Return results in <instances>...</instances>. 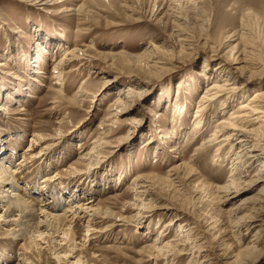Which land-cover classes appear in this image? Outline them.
I'll return each mask as SVG.
<instances>
[{"label":"rangeland","instance_id":"374dc122","mask_svg":"<svg viewBox=\"0 0 264 264\" xmlns=\"http://www.w3.org/2000/svg\"><path fill=\"white\" fill-rule=\"evenodd\" d=\"M260 88L264 0H0V187L73 212L0 264H264V141L220 129Z\"/></svg>","mask_w":264,"mask_h":264},{"label":"bare ground","instance_id":"6f19581e","mask_svg":"<svg viewBox=\"0 0 264 264\" xmlns=\"http://www.w3.org/2000/svg\"><path fill=\"white\" fill-rule=\"evenodd\" d=\"M173 15V14H172ZM176 17V16H175ZM179 18V17H177ZM183 36V42H185L188 38L186 37V34H182ZM44 51V50H43ZM68 52V51H67ZM66 54V53H65ZM72 54V53H71ZM230 57H233L232 55ZM35 62V61H34ZM36 63V62H35ZM61 62L58 63V69L62 70ZM231 80V78L229 79ZM233 80V79H232ZM226 81V80H225ZM229 82H226L222 85V87L218 86H212L211 89H208V93L206 97L202 96V99H206V101L202 102L200 107H198L200 110L203 109V106L207 102H212L214 99H217L222 96V93L230 94V96H233L237 87L236 83L228 84ZM230 85V86H229ZM237 94V93H236ZM234 98V97H233ZM205 108V107H204ZM204 110V109H203ZM230 116V115H229ZM230 120L229 123L222 121L220 129L221 131L223 129H227L230 127L232 129V133L228 136L227 139H230L232 136H236V131L240 130L241 132H244V134L240 137L239 141V149H245L249 145V133L253 134L257 131L256 138L257 140H254L255 142L251 146V152L252 157H257L256 152L259 148H261V141H264V90L258 89L254 92L253 97L247 100V102L242 103L237 111L228 118ZM196 124V123H195ZM199 125V124H198ZM253 125V126H251ZM257 125V127H254ZM197 126V125H196ZM228 126V127H227ZM248 127H251V129L247 130ZM216 135V134H215ZM213 135V136H215ZM260 136V138L258 137ZM98 147V148H97ZM99 149V146H94L91 149L90 155L93 154L94 151ZM250 151V150H249ZM1 156V155H0ZM89 156V154H88ZM251 156V155H250ZM87 158V156H84L83 160ZM239 158V157H238ZM90 166H91V160L88 158ZM92 159V158H91ZM86 160V159H85ZM6 158L0 157V186L14 189V191H17V188H13V182L17 184L16 182V169H13L11 166H9L6 162ZM88 163V164H89ZM241 163V161H240ZM248 163L246 160L244 164ZM241 165V164H240ZM239 169V168H238ZM241 170V169H240ZM0 187V190L2 189ZM16 187H18L16 185ZM21 187V186H20ZM146 188V187H145ZM10 190L0 191V203L2 200H6L4 202V214L0 216V222H2V225H12L13 231L10 232V236H13L17 239H24V237H27L26 235L29 234V238L35 239L41 237V228L46 229V233L50 235V232L52 236L59 232L60 228L62 226H67V215H72V210L68 208L65 210L63 214H61V218L59 216H53L51 214H46V219H49L48 221H40L39 215L37 214V210H45L46 208H49L44 202L43 198L40 199V201L36 202L35 200H26L23 197V194H14L12 195ZM6 196H3V195ZM42 196V195H40ZM46 211V210H45ZM44 211V213H45ZM76 214V212H74ZM18 215V216H16ZM44 222V223H43ZM93 226H88V230L91 229ZM93 229V228H92ZM91 229V231H92ZM87 230V232H89ZM36 234V235H35ZM34 235V238L32 237ZM28 238V237H27ZM181 247V246H180Z\"/></svg>","mask_w":264,"mask_h":264}]
</instances>
